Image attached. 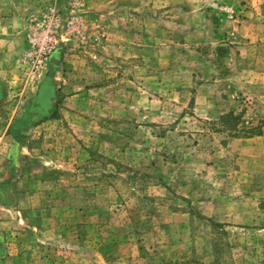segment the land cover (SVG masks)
I'll use <instances>...</instances> for the list:
<instances>
[{
  "label": "rangeland",
  "instance_id": "rangeland-1",
  "mask_svg": "<svg viewBox=\"0 0 264 264\" xmlns=\"http://www.w3.org/2000/svg\"><path fill=\"white\" fill-rule=\"evenodd\" d=\"M0 264H264V0H0Z\"/></svg>",
  "mask_w": 264,
  "mask_h": 264
},
{
  "label": "flooded vegetation",
  "instance_id": "flooded-vegetation-1",
  "mask_svg": "<svg viewBox=\"0 0 264 264\" xmlns=\"http://www.w3.org/2000/svg\"><path fill=\"white\" fill-rule=\"evenodd\" d=\"M52 100V96H47L46 95V90H41L39 91L36 99L37 105L42 109L46 110L50 106ZM47 105V107H45Z\"/></svg>",
  "mask_w": 264,
  "mask_h": 264
},
{
  "label": "trees",
  "instance_id": "trees-1",
  "mask_svg": "<svg viewBox=\"0 0 264 264\" xmlns=\"http://www.w3.org/2000/svg\"><path fill=\"white\" fill-rule=\"evenodd\" d=\"M226 119H229V120H232V121H235V117L233 118L231 115L229 116H226L225 117ZM224 118V119H225ZM251 131H249L247 134L249 137H253V136H260L262 134V131L260 128H251L250 129Z\"/></svg>",
  "mask_w": 264,
  "mask_h": 264
},
{
  "label": "crops",
  "instance_id": "crops-1",
  "mask_svg": "<svg viewBox=\"0 0 264 264\" xmlns=\"http://www.w3.org/2000/svg\"><path fill=\"white\" fill-rule=\"evenodd\" d=\"M263 135V134H262ZM262 135H260V136H257V137H262Z\"/></svg>",
  "mask_w": 264,
  "mask_h": 264
}]
</instances>
